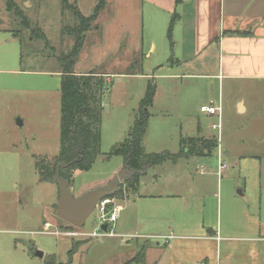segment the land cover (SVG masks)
I'll return each instance as SVG.
<instances>
[{"label":"rangeland","instance_id":"obj_1","mask_svg":"<svg viewBox=\"0 0 264 264\" xmlns=\"http://www.w3.org/2000/svg\"><path fill=\"white\" fill-rule=\"evenodd\" d=\"M14 2L30 28L20 26V21L6 11L0 0V264H50V258L56 264H136L128 260L143 240L123 236L113 225L103 232L97 210L83 227L71 224L56 212L57 186L39 180L35 163L45 158L51 160L59 150L60 74L56 57L72 45V39L61 36L60 30L61 26L72 24L73 18L68 10L60 15V0ZM85 5H90V0ZM91 10L82 9L87 15ZM104 19L101 16L99 20ZM35 26L45 38L30 41V31ZM85 43L79 57V61H84L82 69L110 70L116 75L102 96L101 155L89 171L73 173L69 191L74 198L103 185L106 188L123 171V158L108 154L132 127L148 81L146 75L156 74H150L145 59L141 69V58L137 56V62L129 69L132 75H117L122 68L111 66L113 54L105 57V51L100 49L99 60L97 50L104 47L105 41L92 33L87 34ZM167 68L156 75H167ZM152 81L158 97L149 110L151 116L143 141L145 153H178L179 137L194 135L197 125L206 135L220 134V144L207 158H181L177 164L167 161L147 169L141 176L139 191L147 194L160 190L165 177L183 180L189 174L195 180H218L223 190L230 188L231 194L222 198L221 215L215 213L212 201L207 215L213 221L218 217L224 231L237 227V236L242 237L240 243H249L243 239L253 235L254 224L264 232V103L260 105L253 95V107L246 115H237V93L246 96L248 104V96L253 92H237V84L225 83L219 133L212 128L219 123L217 117L199 112L201 104L217 102L219 94L214 82L163 77H154ZM220 160L227 162L228 169L217 178ZM200 167L214 177H200L196 172ZM121 184L122 180L117 186ZM186 185L177 182L176 189L185 193ZM238 191H243L241 196ZM115 203L124 205L122 200ZM112 230L113 237L89 236ZM74 243L77 250L70 259ZM37 251L43 254L42 258L35 256Z\"/></svg>","mask_w":264,"mask_h":264},{"label":"crops","instance_id":"obj_2","mask_svg":"<svg viewBox=\"0 0 264 264\" xmlns=\"http://www.w3.org/2000/svg\"><path fill=\"white\" fill-rule=\"evenodd\" d=\"M87 1L68 0L84 16L89 14L82 9L89 10L95 3L90 0V5L86 6ZM101 16L105 19L99 20ZM171 21L173 26L169 38ZM97 23L99 28L88 34L95 33L105 41L97 53L101 49L105 51V57L113 54L111 66L122 68L117 75H132L129 69L137 62L134 60L137 56L141 58V69L145 67L143 59L147 60L150 74H157L168 67L170 73L167 70V75H146V86L149 82L155 86L149 110L158 97L157 86L152 81L154 77L214 82L219 98L217 102L208 101L207 105L220 107L217 117L220 125L223 111L221 91L225 83L237 84V92H253L248 96V104L247 97L237 93L234 102L237 115L249 112L253 107L250 99L253 95L260 105L264 103V0H107ZM81 51L74 73L84 75L97 70L82 69L84 61H79ZM99 53L100 60L102 53ZM96 72L101 73L107 83H112L116 75L110 70ZM203 106L201 104L199 112ZM216 137L204 134L197 125L194 135L179 137V151L182 139L216 140ZM216 144L220 142L216 141ZM216 148L219 149V145L211 155ZM181 158L184 157L170 162L177 164ZM202 168H196L199 176L209 175ZM223 173L221 176L215 174V177L221 178ZM162 182L165 184L160 190L146 194L139 191V180L137 192L123 199L124 205L114 204L118 214L113 226L122 231L123 236L143 240L139 249L143 248L144 258L138 264H264V232L261 226L254 224L253 235L243 239L249 243H240L242 237L237 236V227L224 231L218 217L213 221L207 215L210 201L215 213L221 215L222 198L231 194L228 186L223 190L218 180H195L189 174L183 180L165 177ZM177 182L188 183L187 192L178 191ZM173 186L175 188L171 189ZM242 193L238 191V195ZM111 232L113 235L108 237L114 236L113 230ZM139 249L128 261L135 258Z\"/></svg>","mask_w":264,"mask_h":264},{"label":"trees","instance_id":"obj_3","mask_svg":"<svg viewBox=\"0 0 264 264\" xmlns=\"http://www.w3.org/2000/svg\"><path fill=\"white\" fill-rule=\"evenodd\" d=\"M180 0H177V2ZM5 9L13 17L20 21V26L30 28L26 16L17 7L14 0H3ZM107 0H96L91 13L84 16L77 6L68 0H60V15L65 10L70 11L73 22L70 25L61 26V36L72 39V45L66 53L56 57L58 72L60 74V105H59V150L51 160L40 159L35 163L39 180L51 182L54 175H58L69 183L75 171H89L97 158L101 155V120H102V96L107 92L112 83H107L104 76L96 71L84 75L74 73V65L78 55L84 46L88 33L99 28L97 20L104 10ZM173 21L168 28V37L172 30ZM16 38H21L16 33ZM45 38L36 26L30 31V41ZM155 95V86L148 83L138 110L135 114L132 127L125 139L116 144L108 156H121L123 158V170L129 172L122 179L113 196L114 200H123L129 194H135L138 190L139 180L146 170L161 165L167 161H175L179 157H209L217 146L215 139L192 138L182 139L178 154L169 152L145 153L143 138L146 133L149 108L152 106ZM186 150L183 153V150ZM111 205L108 206V209ZM73 244L69 252L70 259L77 250ZM144 250L139 249L135 258L130 262L136 264L143 262ZM50 264H56L54 258L48 260Z\"/></svg>","mask_w":264,"mask_h":264},{"label":"water","instance_id":"obj_4","mask_svg":"<svg viewBox=\"0 0 264 264\" xmlns=\"http://www.w3.org/2000/svg\"><path fill=\"white\" fill-rule=\"evenodd\" d=\"M130 173L123 170L114 176L106 188L94 189L79 198H74L69 191V183L56 173L51 180L57 186L58 199L56 212L58 216L70 222L77 227H83L86 219L95 210L97 203L103 198H109L114 195L118 189V183L125 175ZM100 229L105 232L107 225L103 224ZM35 256L42 258L43 254L35 252Z\"/></svg>","mask_w":264,"mask_h":264},{"label":"built area","instance_id":"obj_5","mask_svg":"<svg viewBox=\"0 0 264 264\" xmlns=\"http://www.w3.org/2000/svg\"><path fill=\"white\" fill-rule=\"evenodd\" d=\"M200 112L207 114L208 116H216L219 117L221 109L219 106L214 105V104H210L207 106H203L200 108ZM212 128L214 130H218L221 128V125L218 123L217 125H212ZM220 133V132H219ZM220 140V134H218V136L216 137V141L218 142ZM203 169V168H202ZM227 169V164L222 162V161H218V166H217V174L219 176L222 175V173L224 172V170ZM115 204V200L111 199V198H103L101 199L97 205L95 210L98 211V221L100 223V227L103 224L107 225V229L106 231L109 229L110 225H113L117 219V214H118V208L117 206L114 205ZM111 205V208L108 209V206ZM1 227V225H0ZM105 231V232H106ZM73 235V234H71ZM113 233L109 232V233H93L89 236H112Z\"/></svg>","mask_w":264,"mask_h":264}]
</instances>
